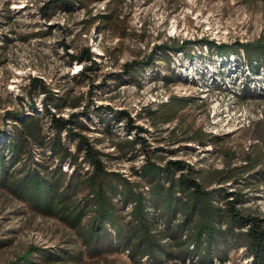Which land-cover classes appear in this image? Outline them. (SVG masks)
Returning <instances> with one entry per match:
<instances>
[{
  "label": "rangeland",
  "instance_id": "rangeland-1",
  "mask_svg": "<svg viewBox=\"0 0 264 264\" xmlns=\"http://www.w3.org/2000/svg\"><path fill=\"white\" fill-rule=\"evenodd\" d=\"M69 1L73 5L68 8L51 0H0V142L11 134L17 114L40 115L45 134L54 136L45 103L57 100L66 104L60 110L52 106V111L65 118L76 114L74 120L85 125L79 130L92 142L98 139L96 147L110 154L105 156L109 167L146 186V178L136 170L147 156L162 164L183 159L210 184L216 204L227 207V192L229 198L240 196L236 204L244 213L264 218V73L257 76L258 82L254 76L241 82L236 56L225 65V70L229 65L233 69L226 75L217 69V56L202 59L199 48L191 61L186 53L172 56L173 70L162 62L160 48L154 54L155 66L144 69L136 64L164 43L205 39L236 45L237 40H256L264 35V0ZM44 8L53 12L51 19L42 14ZM87 46L98 63L81 74L91 61L72 60L70 54ZM173 71L178 81L165 82L162 76ZM33 77L43 82L34 84ZM250 80L256 82L250 84L253 90L240 96L243 83ZM44 84L53 94L43 92ZM176 97L184 99H178L182 104L173 118L156 124L170 107L162 104ZM87 110L92 119L85 117ZM116 112L130 115L132 124L142 127L133 132L146 138L144 144L123 141L126 120L116 123ZM72 126L78 130L77 124ZM66 135L62 133V140L75 153L76 143ZM222 177L226 179L219 183ZM73 236L78 237L62 219L34 208L0 184V238L9 239L0 245V264H11L33 247L57 251ZM78 245L84 249L80 240ZM218 249L210 264L250 262L245 247L230 237L220 240ZM37 254L34 249V257ZM57 264L155 263L146 257L134 262L124 250L86 252L77 262ZM165 264L207 263L197 257H168Z\"/></svg>",
  "mask_w": 264,
  "mask_h": 264
},
{
  "label": "trees",
  "instance_id": "trees-1",
  "mask_svg": "<svg viewBox=\"0 0 264 264\" xmlns=\"http://www.w3.org/2000/svg\"><path fill=\"white\" fill-rule=\"evenodd\" d=\"M51 3L64 4L68 8L73 5L69 0H51ZM82 4L87 6L85 2ZM47 8L42 14L51 19L53 12ZM155 48L147 60L136 64H142L144 69L152 68L155 66L154 54L160 48L162 62L168 65V70H173L172 56L186 53L191 61L194 58L192 52L199 48L202 59L211 61L217 56L229 60L237 55L244 69L264 73V35L253 41L237 40L236 45L200 39L183 40L176 45L164 43ZM70 55L72 60L91 61L90 65L82 66L81 74L98 63L91 46ZM162 79L167 83L178 81L174 71L164 74ZM39 82H43L41 77L32 78V83ZM246 84L240 92L242 97L252 90ZM42 90L53 94L46 84ZM178 99L184 98L176 97L168 101L170 104H162L170 107L163 115L164 119H157L156 124L173 118L182 104ZM50 104L46 102L45 109L51 113L54 136L45 134L40 115L27 118L16 115L18 119L11 134L0 142V184L34 208L62 219L75 231L78 239L70 237L52 252L33 247L11 264L74 263L86 252L101 254L124 250H128V255L137 263L144 257L155 264H165L168 257L183 261L197 257L210 264L219 250L220 240L226 237L245 247L249 264H264V218L244 213L236 204L240 196L229 198V193L225 192L227 207L218 205L214 192L208 188L210 184H205L194 165L183 159H170L162 164L151 155L136 170L138 175L146 178V188L141 181L107 165L105 156L110 154L96 147L98 139L92 142L79 130L85 125L74 120L76 114L69 118L56 116L52 106L60 110L66 103L55 100ZM117 113H113V117ZM85 117L92 119L88 110ZM119 119H125L127 125L123 141L133 146L144 144L146 138L133 132L142 127L132 124L130 115H117L116 123ZM72 124H77L78 130ZM63 132L75 141V153L63 142ZM64 165L72 167V171L67 172ZM225 179L222 177L219 183ZM79 240L84 249L79 247ZM8 243L9 239L0 238L1 246ZM34 249L39 251L35 257L41 261L35 259Z\"/></svg>",
  "mask_w": 264,
  "mask_h": 264
},
{
  "label": "built area",
  "instance_id": "built-area-1",
  "mask_svg": "<svg viewBox=\"0 0 264 264\" xmlns=\"http://www.w3.org/2000/svg\"><path fill=\"white\" fill-rule=\"evenodd\" d=\"M236 56V58H237V61H235V62H237V64H239V65H236V66H238L237 68H239V70L241 71V73L243 72V74H240L239 75V80L241 81V82H243V77H245L246 78V81H248L251 77H253L255 80H256V82H258V79H256L257 78V76L259 75V74H256V73H254L253 71H251L250 69H248V68H246V69H244L243 68V66L242 65H240V63H239V60H238V56L237 55H233V56H231V58H233V57H235ZM231 58L229 59V60H226V59H223V58H221V57H218V60H217V62H218V67H217V69H219V72L221 73V72H225L226 73V75H230V74H232L233 72V69H232V67L229 65V66H226V70H225V65L231 60ZM234 66V65H233ZM229 69V70H228ZM226 71H228V72H226ZM261 74H263V72L261 73ZM260 74V75H261ZM255 80H250L249 82H244L243 83V86H244V84L245 83H248L249 84V86H250V84L251 83H253L254 85H256V82H255ZM251 87V86H250ZM251 89L253 90V88L251 87ZM148 188V187H147ZM126 252L128 253V250H126Z\"/></svg>",
  "mask_w": 264,
  "mask_h": 264
}]
</instances>
